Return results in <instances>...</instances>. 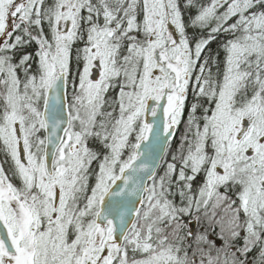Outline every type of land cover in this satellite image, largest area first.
Segmentation results:
<instances>
[{"label":"snow or ice","instance_id":"obj_1","mask_svg":"<svg viewBox=\"0 0 264 264\" xmlns=\"http://www.w3.org/2000/svg\"><path fill=\"white\" fill-rule=\"evenodd\" d=\"M0 264H264V0H0Z\"/></svg>","mask_w":264,"mask_h":264}]
</instances>
